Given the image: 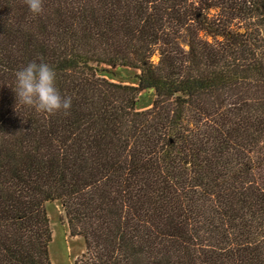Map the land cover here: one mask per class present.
Returning a JSON list of instances; mask_svg holds the SVG:
<instances>
[{
  "label": "trees",
  "instance_id": "16d2710c",
  "mask_svg": "<svg viewBox=\"0 0 264 264\" xmlns=\"http://www.w3.org/2000/svg\"><path fill=\"white\" fill-rule=\"evenodd\" d=\"M38 58L68 115L16 99ZM49 201L80 264H264V0H0V264H51Z\"/></svg>",
  "mask_w": 264,
  "mask_h": 264
},
{
  "label": "clouds",
  "instance_id": "9594fccd",
  "mask_svg": "<svg viewBox=\"0 0 264 264\" xmlns=\"http://www.w3.org/2000/svg\"><path fill=\"white\" fill-rule=\"evenodd\" d=\"M29 11L41 14L44 11V0H25ZM28 62L15 72L16 99L37 112L49 115L63 112L70 113L72 97L63 96L56 84V72L52 66L38 58Z\"/></svg>",
  "mask_w": 264,
  "mask_h": 264
},
{
  "label": "rangeland",
  "instance_id": "374dc122",
  "mask_svg": "<svg viewBox=\"0 0 264 264\" xmlns=\"http://www.w3.org/2000/svg\"><path fill=\"white\" fill-rule=\"evenodd\" d=\"M113 71L114 78L105 75L112 82L136 85L133 80L136 70L120 67ZM154 96L153 89L141 91L137 97V109L144 110L150 107ZM45 210L52 231L51 240L48 243V255L51 264H80V256L85 250L84 242L81 237L70 235L61 204L59 201L46 202Z\"/></svg>",
  "mask_w": 264,
  "mask_h": 264
}]
</instances>
